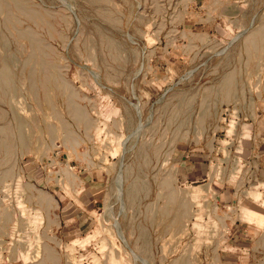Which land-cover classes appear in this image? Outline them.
Returning <instances> with one entry per match:
<instances>
[{
  "label": "rangeland",
  "instance_id": "obj_1",
  "mask_svg": "<svg viewBox=\"0 0 264 264\" xmlns=\"http://www.w3.org/2000/svg\"><path fill=\"white\" fill-rule=\"evenodd\" d=\"M0 264H264V0H0Z\"/></svg>",
  "mask_w": 264,
  "mask_h": 264
}]
</instances>
